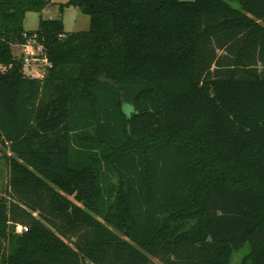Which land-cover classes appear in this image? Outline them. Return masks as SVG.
I'll use <instances>...</instances> for the list:
<instances>
[{"label": "trees", "instance_id": "1", "mask_svg": "<svg viewBox=\"0 0 264 264\" xmlns=\"http://www.w3.org/2000/svg\"><path fill=\"white\" fill-rule=\"evenodd\" d=\"M48 4L0 0V264H231L246 242L264 264V0H69L89 29H25Z\"/></svg>", "mask_w": 264, "mask_h": 264}, {"label": "rangeland", "instance_id": "2", "mask_svg": "<svg viewBox=\"0 0 264 264\" xmlns=\"http://www.w3.org/2000/svg\"><path fill=\"white\" fill-rule=\"evenodd\" d=\"M69 0H49V4L42 11H28L24 19V27L27 30L37 29L41 18H62L66 32L78 30H87L90 28V17L83 13L78 7L69 6L60 10V4ZM235 5L237 3L234 2ZM14 53L21 59H25L27 54L19 45L14 46ZM47 62L44 54L39 48L35 50V54L30 55V63H24L23 68L26 74L31 76L43 77L47 71ZM127 113L131 111L128 103L124 104ZM13 153L9 148L4 147L0 151V198L6 196L9 187V161L8 156ZM251 244L246 242L243 246L236 249L231 255V264H242L244 258L250 253ZM246 264H250L247 262Z\"/></svg>", "mask_w": 264, "mask_h": 264}, {"label": "built area", "instance_id": "3", "mask_svg": "<svg viewBox=\"0 0 264 264\" xmlns=\"http://www.w3.org/2000/svg\"><path fill=\"white\" fill-rule=\"evenodd\" d=\"M21 47L23 48L24 52L27 54V56L25 57V59H23V61H24V63L26 65H29V63H30V55L35 54V50L37 48H39L41 50V52L43 53L42 46H40V45L39 46H35L32 43H28V44L21 45ZM44 57H45V61L47 62L46 63L47 64V67H49L51 64L49 63V61H48V59H47V57L45 55H44ZM35 77H37V76H35ZM27 230H28V227L26 225L16 224L15 231L17 233H23V232H25Z\"/></svg>", "mask_w": 264, "mask_h": 264}]
</instances>
